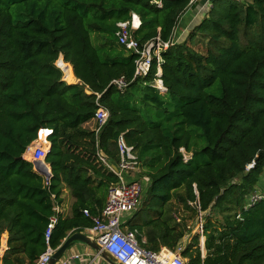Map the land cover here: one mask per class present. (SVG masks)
Wrapping results in <instances>:
<instances>
[{
  "label": "trees",
  "instance_id": "trees-1",
  "mask_svg": "<svg viewBox=\"0 0 264 264\" xmlns=\"http://www.w3.org/2000/svg\"><path fill=\"white\" fill-rule=\"evenodd\" d=\"M195 2H0L3 264H34L46 250L54 215V248L94 226L93 216L102 213L118 181L98 152L116 164L121 133L149 178L141 206L124 222L143 247H180L187 264H264V198L250 203L256 192L264 195L258 190L264 182V0H212L203 20L162 50L165 92L155 86L157 59L147 75L135 76L137 54L118 42V22L131 20L133 12L142 22L133 30L140 44L172 39ZM195 39L207 41L206 52L192 46ZM61 59L78 82L63 79ZM66 73L73 78L70 67ZM120 77L128 82L124 89L112 83ZM99 105L110 117L96 132L83 124ZM41 128L53 129L49 179L24 157ZM66 187L75 200L64 217L55 206ZM199 216L203 243L189 223Z\"/></svg>",
  "mask_w": 264,
  "mask_h": 264
},
{
  "label": "built area",
  "instance_id": "built-area-1",
  "mask_svg": "<svg viewBox=\"0 0 264 264\" xmlns=\"http://www.w3.org/2000/svg\"><path fill=\"white\" fill-rule=\"evenodd\" d=\"M163 1L164 0H152V2L158 6H162ZM195 1L197 0H191V2ZM207 4H211V0H207ZM141 23L138 14H133L131 20L118 22V42L137 54L135 59V76L147 75L151 69L154 58L157 59L158 71L155 86L162 92H165L167 88L164 86L163 80L161 79V52L163 49H167L171 44L175 43L176 39L173 37L168 41H162L160 37H157L144 44H140L133 36V30L139 28ZM112 83L120 89H124L128 85L124 77L116 78L112 80ZM99 96L100 95H98V97ZM109 117V109L99 105L93 117L96 121V126L94 128L96 132L102 129ZM52 131L53 129L51 128H41L38 132V138L28 146L26 152L30 154L33 162L46 159V155L51 146L48 138L49 135L52 134ZM117 148L119 160L116 164H113L103 152H98L101 162L106 168L118 176V181L110 187L102 213L93 216L94 226L91 230L95 234V240L108 251L119 264H187L186 258L181 254L180 247L178 250H172L168 247H162L159 251L147 249L141 245L136 229H126L124 227L123 217L127 214H132L141 206L145 189L149 183V178L142 173L138 154L134 146L127 142L124 133H121L117 139ZM254 165V160L248 163L246 165L247 170H250ZM46 178L49 179L50 177ZM262 198H264V195L260 192H256L251 196L250 203H254ZM55 209L60 211V205H56ZM84 212L89 214L88 209H85ZM57 221L58 218L56 215L50 218L45 233L46 250L37 258L34 264H48L52 255L57 250V248L51 245V237ZM199 231L202 233L203 243L202 223L200 224ZM73 257H78V255Z\"/></svg>",
  "mask_w": 264,
  "mask_h": 264
},
{
  "label": "crops",
  "instance_id": "crops-1",
  "mask_svg": "<svg viewBox=\"0 0 264 264\" xmlns=\"http://www.w3.org/2000/svg\"><path fill=\"white\" fill-rule=\"evenodd\" d=\"M197 2V3H196ZM195 2L196 6L193 8H188L184 11V13L181 15L179 23L176 26V29L174 31V35L176 37V41L183 40L190 30H192L196 25H198L206 16L207 12L209 11V4H207V0H197ZM63 66L70 67V71L73 75V78H67L66 73L64 71V77L66 78V81L69 83H76L78 82V79L74 75L73 68L70 64L65 63L62 61ZM63 69V67H62ZM83 126L94 129L96 126V121L92 118L91 120L87 121L83 124ZM24 157L28 160H31L30 154L25 153ZM38 164L39 168H36V164L34 163V168L37 172L43 174L45 177H50L52 175L50 164L46 162L45 160L39 161ZM63 202L60 206V211L62 212V215L64 217L70 216L72 214V205L74 203L75 198L73 197L70 188L66 187L64 189L63 194ZM136 212V211H135ZM127 214L123 217V221L126 222L129 218H131L134 213ZM124 227L127 229L128 227L124 225ZM130 229V228H129ZM77 232H85L90 237L95 239V234L91 230V228H86L84 230H80ZM64 241V240H63ZM62 241V242H63ZM182 246H185L186 237L183 239ZM8 249V233L5 232L1 238V256L4 254V252ZM75 255H78V257H73ZM116 261V260H115ZM117 262V261H116ZM0 264H3L0 259ZM56 264H114L110 260L106 259L105 256H103L99 250L94 249L93 247L89 246L86 243L83 242H76L72 247H70L64 254V256L61 258L60 261H58ZM116 264V263H115ZM117 264H119L117 262Z\"/></svg>",
  "mask_w": 264,
  "mask_h": 264
},
{
  "label": "water",
  "instance_id": "water-1",
  "mask_svg": "<svg viewBox=\"0 0 264 264\" xmlns=\"http://www.w3.org/2000/svg\"><path fill=\"white\" fill-rule=\"evenodd\" d=\"M133 14H137V13L136 12H133ZM60 57L63 58V55H61ZM58 61H57V65H58ZM39 163H40L39 161L35 162L36 168H39L38 167V164ZM76 242H83V243L88 244L89 246L93 247L94 249L99 250L100 253L103 256L106 257V259L110 260L114 264L115 263L117 264V262L115 261V258L108 251H106L95 239H93L92 237H90L85 232H73V233H70L64 239V241L57 247V250L52 255V257H51V259H50V261H49L48 264H56L58 261H60L61 258L64 256L65 252L70 247H72Z\"/></svg>",
  "mask_w": 264,
  "mask_h": 264
},
{
  "label": "rangeland",
  "instance_id": "rangeland-1",
  "mask_svg": "<svg viewBox=\"0 0 264 264\" xmlns=\"http://www.w3.org/2000/svg\"><path fill=\"white\" fill-rule=\"evenodd\" d=\"M2 1V5L5 3V0H0V2ZM12 3H13V5L14 6H16V0H10ZM210 1V0H209ZM212 1V0H211ZM211 4H212V2H211ZM211 4H209V5H211ZM16 13V11H14V14ZM94 33H92V36H93V38H94ZM207 42V41H206ZM206 42H204L203 43V39H195V41H193V43H192V46H194L195 48H198L199 50H201V51H204V52H206L205 50H206V47L208 46V45H205L206 44ZM61 66L63 67V72L65 71V73H66V66L64 65L63 66V64L61 63ZM61 67V68H62ZM66 75H67V73H66ZM141 168V167H140ZM141 173V172H140ZM262 184V186H260V187H258V190L259 191H263L264 190V182H262L261 183ZM177 204H174V210H177ZM177 215H180L179 213L177 214ZM191 225H193V228H194V230H193V232L194 233H197L198 232V230H199V228H200V224L202 223L201 222V217L199 216L198 218H196V220H191L190 222H189ZM191 239V235L190 236H188V237H186V241H185V243L184 244H187L188 242H189V240ZM201 239V238H200ZM202 240V239H201Z\"/></svg>",
  "mask_w": 264,
  "mask_h": 264
},
{
  "label": "bare ground",
  "instance_id": "bare-ground-1",
  "mask_svg": "<svg viewBox=\"0 0 264 264\" xmlns=\"http://www.w3.org/2000/svg\"><path fill=\"white\" fill-rule=\"evenodd\" d=\"M62 61H63V59L59 60V62H58V65H59L60 67H62V66H61V63H62ZM63 79H65V80H66V78H65V77H64Z\"/></svg>",
  "mask_w": 264,
  "mask_h": 264
}]
</instances>
